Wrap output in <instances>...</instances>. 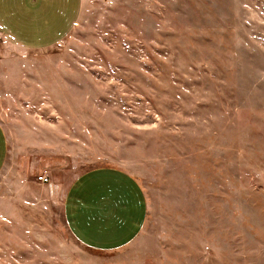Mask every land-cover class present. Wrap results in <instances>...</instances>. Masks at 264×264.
<instances>
[{"label": "rangeland", "instance_id": "374dc122", "mask_svg": "<svg viewBox=\"0 0 264 264\" xmlns=\"http://www.w3.org/2000/svg\"><path fill=\"white\" fill-rule=\"evenodd\" d=\"M79 14L0 61L20 166L0 176V264H264V0H82ZM106 169L139 185L143 229L95 248L66 226L62 188Z\"/></svg>", "mask_w": 264, "mask_h": 264}, {"label": "crops", "instance_id": "0c3cea01", "mask_svg": "<svg viewBox=\"0 0 264 264\" xmlns=\"http://www.w3.org/2000/svg\"><path fill=\"white\" fill-rule=\"evenodd\" d=\"M81 5L82 0H0V61L60 41L78 21ZM13 151L0 123V176L20 167L10 158ZM128 175L92 170L62 188V215L74 236L95 248H116L141 232L139 185ZM10 181L9 174L8 188ZM58 185L54 179L53 187Z\"/></svg>", "mask_w": 264, "mask_h": 264}, {"label": "built area", "instance_id": "2783aa9c", "mask_svg": "<svg viewBox=\"0 0 264 264\" xmlns=\"http://www.w3.org/2000/svg\"><path fill=\"white\" fill-rule=\"evenodd\" d=\"M37 179L41 182H47L48 181V177L44 173L38 174Z\"/></svg>", "mask_w": 264, "mask_h": 264}]
</instances>
